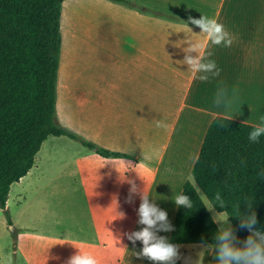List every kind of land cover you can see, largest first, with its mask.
I'll use <instances>...</instances> for the list:
<instances>
[{"label":"crops","instance_id":"1","mask_svg":"<svg viewBox=\"0 0 264 264\" xmlns=\"http://www.w3.org/2000/svg\"><path fill=\"white\" fill-rule=\"evenodd\" d=\"M138 1L184 21L112 0L62 2L58 120L127 156L104 157L67 136L50 135L42 142L33 166L11 184L6 208L27 188L47 195L57 190L68 231L16 230L15 251L23 264H67L79 251L93 255L98 264L150 262L136 257L142 245H133L126 235L143 227L137 223L143 191L173 226V200L190 178L212 119L264 122V0ZM200 16L222 24L235 37L231 47L213 45L188 24L190 17ZM189 44L196 46L192 55L215 62L218 76L201 81L198 65L184 64ZM221 89L227 108L214 103ZM44 144L53 148L41 166ZM49 151L61 164L55 175L48 172ZM157 234L170 242L171 231ZM243 241L237 239V246ZM187 244H175L181 264L189 251L200 254L196 264H216L206 244Z\"/></svg>","mask_w":264,"mask_h":264},{"label":"trees","instance_id":"2","mask_svg":"<svg viewBox=\"0 0 264 264\" xmlns=\"http://www.w3.org/2000/svg\"><path fill=\"white\" fill-rule=\"evenodd\" d=\"M154 16L183 18L138 0H112ZM63 0H0V208L11 184L34 164L42 142L50 135L67 136L104 157L126 153L103 147L63 125L57 116V80L61 55L60 26ZM256 125L216 115L210 122L190 178L182 188L192 200L191 209L177 207L170 243L215 244L219 225L204 198L216 204V192L226 207L215 208L229 216L237 239L241 215L255 211L256 227L264 231V137L250 143ZM151 264V262L138 263ZM175 264H181L176 260Z\"/></svg>","mask_w":264,"mask_h":264},{"label":"clouds","instance_id":"3","mask_svg":"<svg viewBox=\"0 0 264 264\" xmlns=\"http://www.w3.org/2000/svg\"><path fill=\"white\" fill-rule=\"evenodd\" d=\"M188 24L207 35L213 45L231 47L235 40V37L215 19H208L204 16L190 17ZM191 29L193 28L191 27ZM193 52H196V46L187 45L183 62L189 68L193 63L198 65L197 78L207 81L210 76L219 75V69L214 61L204 56L192 55ZM214 103L217 107L227 108L229 106L225 90L221 89L217 92ZM226 119L231 121L233 117L228 116ZM261 137H264V122L254 126L248 133V140L253 144L258 143ZM133 191H135V186H133ZM214 200L216 204L213 205L210 202L207 210L214 211L217 206L221 209L226 207L219 192L215 193ZM173 202L177 207L186 209H191L193 206L192 200L185 194L177 195ZM137 213L139 217L137 223L143 227L139 231L126 234L133 245L137 241L142 245L140 251L136 253V257L146 259L151 264H175L176 260L180 259L179 245L172 244L166 237L157 234L173 230L167 212L151 202L143 191ZM120 217L122 218L123 214H120ZM237 218L240 220L239 227L247 229L249 233L243 241V246H237L235 230L229 223V216L225 213L221 220L216 221L221 227L214 236L215 244H206L205 250L212 251L216 264H264V231L256 227L258 221L255 211H251L250 215L240 214ZM67 264H98V261L93 255L79 251L69 258Z\"/></svg>","mask_w":264,"mask_h":264},{"label":"rangeland","instance_id":"4","mask_svg":"<svg viewBox=\"0 0 264 264\" xmlns=\"http://www.w3.org/2000/svg\"><path fill=\"white\" fill-rule=\"evenodd\" d=\"M62 50V46H61ZM67 139V138H64ZM71 141V140H66ZM73 143H75L73 141ZM46 145V146H45ZM55 145V143H54ZM44 151L39 154L43 159L41 166H44L46 157L45 153L53 148L48 144H44ZM57 146H54L56 148ZM61 147L59 150L61 151ZM54 152L48 153L47 163L50 174L58 173L61 164L54 156ZM60 192L55 190L52 193L38 192L34 189H26L24 197L16 200L11 198L8 212L0 208V264H23L19 253L15 251V232L19 229H35L39 231H68L64 225H68L62 218V213L66 211L62 207ZM213 217L216 221L223 218L225 212H218L214 209L212 211ZM66 220V219H65ZM75 221V220H74ZM73 220L70 224H73ZM230 223V221H229ZM218 224V223H217ZM221 227L220 224H218ZM191 246L192 244H187ZM180 247V245H179ZM202 247V246H201ZM185 255L182 259L183 264H196L198 262L199 253L195 251Z\"/></svg>","mask_w":264,"mask_h":264}]
</instances>
